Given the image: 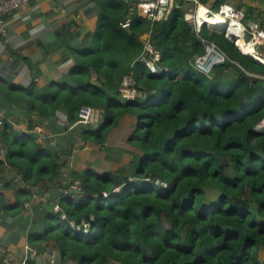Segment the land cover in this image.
Listing matches in <instances>:
<instances>
[{
	"label": "trees",
	"instance_id": "1",
	"mask_svg": "<svg viewBox=\"0 0 264 264\" xmlns=\"http://www.w3.org/2000/svg\"><path fill=\"white\" fill-rule=\"evenodd\" d=\"M99 1L97 47L75 56L60 86L0 88V110L10 102L26 114L25 130L17 119H0V173L8 166L14 174L0 187L15 196L5 205L0 193V208L40 206L41 229L28 242L53 246L61 264H262L264 128L254 127L264 120V64L224 32L195 31L181 7L157 21L135 14L123 27L127 3ZM223 1L212 0L213 12ZM146 32L162 53L161 70L136 62L137 94L126 99L118 86ZM204 40L226 56L209 72L194 63ZM256 55L264 59V51ZM82 106L98 108L99 121L79 123ZM60 113L66 124L57 122ZM126 113L134 117L126 143L140 152L129 174L69 170L64 182L61 170L78 140L104 144ZM53 135L63 144L53 147ZM75 180L79 192L70 187ZM34 189L42 199L30 200Z\"/></svg>",
	"mask_w": 264,
	"mask_h": 264
},
{
	"label": "crops",
	"instance_id": "2",
	"mask_svg": "<svg viewBox=\"0 0 264 264\" xmlns=\"http://www.w3.org/2000/svg\"><path fill=\"white\" fill-rule=\"evenodd\" d=\"M212 3V0H207L204 5L211 9ZM222 3L242 9L246 22H258L264 28V0H224ZM102 16L103 5L99 0H31L6 14L2 18L4 35L0 36V88L3 91L27 88L31 83L43 90L60 86L74 66L75 56H82L97 47ZM147 35V32L142 34L141 39ZM96 77L92 70L90 80L94 82ZM11 111L13 117L9 116ZM22 114L20 107L7 102L0 110V119L6 116L10 121L17 119L23 123L26 116ZM62 117L65 119L64 114ZM20 122L17 127L25 130V123L21 127ZM133 123V115L126 113L107 133L104 144L77 142L80 147L91 150V164L96 162L91 169L98 173L129 174V162L133 155H140L138 149L126 143ZM53 136L58 145L63 144L60 136ZM0 179H14L8 166L3 168ZM0 193L5 205L15 201L11 189L0 187ZM38 197L42 199V194L34 189L30 200ZM34 204L25 201L18 207L0 208V264H17L27 257V246H31L29 235L40 230L42 224L43 210L40 206L35 208ZM51 248L53 246L37 248L35 262L48 264L52 256ZM53 258L61 264L56 253H53Z\"/></svg>",
	"mask_w": 264,
	"mask_h": 264
},
{
	"label": "built area",
	"instance_id": "3",
	"mask_svg": "<svg viewBox=\"0 0 264 264\" xmlns=\"http://www.w3.org/2000/svg\"><path fill=\"white\" fill-rule=\"evenodd\" d=\"M31 0H0V36L4 35V28L2 26V18L27 4ZM128 5V14L125 20L121 23L123 27L128 26L133 15L137 14L143 16L150 21H157L165 18L168 12L173 7H181L185 11L186 21L192 25L195 31H199L201 26L205 25V20L200 13L205 16L219 15L224 18L226 24L224 26V34L228 36L231 29L239 28L241 30L242 38L253 46V52L256 54V47L264 44V28L258 22H246L245 13L242 9L233 7L226 3H222L216 12L206 7L201 0H123ZM181 3V4H180ZM206 27H208L206 25ZM229 37V36H228ZM234 42V41H233ZM235 43V42H234ZM204 52L194 58V63L205 72H209L213 66L222 64L226 58L225 54L219 47L211 41L204 40ZM214 53L217 56L216 61H211L208 67H203L207 61L209 54ZM162 53L157 49L154 42L150 39V35L143 40L142 51L131 62L130 70L123 75L118 90L123 98L134 99L137 94V83L133 76L132 66L136 63H143L151 72H159L161 68ZM208 64V63H207ZM163 71H167L166 67H162ZM81 124L97 123L100 119L98 108L91 106H82L78 113ZM52 144V142H51ZM72 189L79 192L80 183L78 180L73 181L70 185ZM118 189V188H115ZM58 209V206H55ZM29 253L27 257L22 259L17 264H26L27 259L35 260L37 251L31 246H27ZM54 248H51V260L48 264H58L53 258Z\"/></svg>",
	"mask_w": 264,
	"mask_h": 264
},
{
	"label": "rangeland",
	"instance_id": "4",
	"mask_svg": "<svg viewBox=\"0 0 264 264\" xmlns=\"http://www.w3.org/2000/svg\"><path fill=\"white\" fill-rule=\"evenodd\" d=\"M144 39L145 38H143V40ZM255 50L263 52L264 51V44L259 45L258 47H256ZM214 56H215L214 53L209 54V57H208V59L205 62L203 67L206 68L208 66V64H206V63H209V61H211L214 58ZM22 115L26 116V114H24V113ZM9 116L13 117V112L12 111H11ZM58 116H59V119L57 120V122L60 123V124H66L65 119L62 117V114L60 113ZM21 127H24L23 123H21ZM263 128H264V120L261 121L260 123H258L254 127L255 131H260ZM35 129L37 131H40V127L39 126H36ZM38 140H42V136H39ZM78 141H81V140H78ZM55 144H56V140L52 139V144L51 145L54 147ZM80 146L76 147V149L72 151L70 157L68 158V161H67L66 165H64L62 167L61 171H62V176L64 177V182H68L70 180V178L68 177L69 169L70 170H83V169H86V168H90L91 165L92 166H96V162L95 161L91 164V158H90L91 150L89 148H85L84 146L83 147H80ZM51 192L52 191H50V193ZM258 258H259V260H263L264 259V249H260L258 251Z\"/></svg>",
	"mask_w": 264,
	"mask_h": 264
},
{
	"label": "bare ground",
	"instance_id": "5",
	"mask_svg": "<svg viewBox=\"0 0 264 264\" xmlns=\"http://www.w3.org/2000/svg\"><path fill=\"white\" fill-rule=\"evenodd\" d=\"M200 15H201V17L199 19L201 20L202 18H204V20L206 22V25L209 28L214 27V28L222 29L225 26V24H226V21L224 20V18L219 16V15H214V16H210V17L203 15V13H200ZM228 36L239 47L240 51H242L243 53H245L247 55L254 56L261 63L264 64V59L259 57L258 55H256L253 52V46L250 43L246 42L242 38L240 27L239 28L237 27V28L229 30ZM216 59H217V56H214V58L211 61L212 62L216 61ZM211 61H209V63ZM209 63H208V65H209Z\"/></svg>",
	"mask_w": 264,
	"mask_h": 264
},
{
	"label": "water",
	"instance_id": "6",
	"mask_svg": "<svg viewBox=\"0 0 264 264\" xmlns=\"http://www.w3.org/2000/svg\"><path fill=\"white\" fill-rule=\"evenodd\" d=\"M211 29L213 30H216V31H220V32H223L224 31V27L222 29H218V28H214V27H211ZM226 37L228 38L229 41L233 42V40H231L227 35ZM236 45V44H235ZM236 47L238 48V46L236 45ZM239 49V48H238ZM240 51V49H239ZM241 52V51H240ZM243 53V52H242ZM244 55H247L245 53H243ZM247 56H251V55H247ZM253 57L257 62H260L257 58H255L254 56H251ZM207 64V63H206ZM262 264H264V259L263 260H260Z\"/></svg>",
	"mask_w": 264,
	"mask_h": 264
},
{
	"label": "clouds",
	"instance_id": "7",
	"mask_svg": "<svg viewBox=\"0 0 264 264\" xmlns=\"http://www.w3.org/2000/svg\"><path fill=\"white\" fill-rule=\"evenodd\" d=\"M205 26H206V23H205ZM209 28V27H208ZM209 29H211V28H209ZM213 30V29H212ZM216 31V30H215ZM218 32H220V31H218ZM224 32V31H223ZM226 36V35H225ZM234 43V42H233ZM235 44V43H234ZM236 46V45H235Z\"/></svg>",
	"mask_w": 264,
	"mask_h": 264
}]
</instances>
